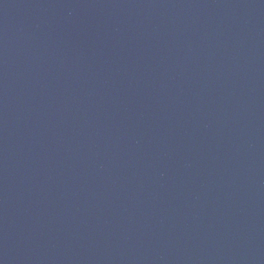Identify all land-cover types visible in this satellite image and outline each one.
Instances as JSON below:
<instances>
[{
  "label": "water",
  "instance_id": "1",
  "mask_svg": "<svg viewBox=\"0 0 264 264\" xmlns=\"http://www.w3.org/2000/svg\"><path fill=\"white\" fill-rule=\"evenodd\" d=\"M0 264H264V0H0Z\"/></svg>",
  "mask_w": 264,
  "mask_h": 264
}]
</instances>
